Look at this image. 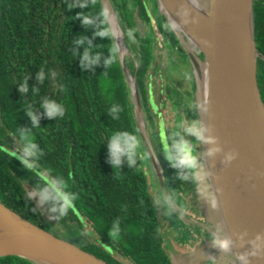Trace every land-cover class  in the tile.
<instances>
[{"label":"trees","instance_id":"obj_1","mask_svg":"<svg viewBox=\"0 0 264 264\" xmlns=\"http://www.w3.org/2000/svg\"><path fill=\"white\" fill-rule=\"evenodd\" d=\"M147 1L172 47L188 59L157 0H110L136 54L135 80L142 94L153 34L140 37L133 15L137 11L146 19ZM253 15L256 47L264 55V0H253ZM85 17L91 23L85 24ZM105 30L108 35H100ZM80 38L84 42L76 44ZM86 49L99 60L85 61ZM125 61L133 71V62ZM257 79L264 102L262 59ZM25 81L27 90L21 92ZM46 101L57 107L52 116L42 106ZM29 109L36 121L27 115ZM29 143L36 146L31 154L25 151ZM143 149L100 0H0V201L50 231L27 187L41 199L47 191L42 201L58 223L81 238L83 232L94 237L77 244L85 251L110 264L120 263L109 249L132 264H170ZM52 185L69 198L65 214V200L57 198ZM0 264L34 263L4 256Z\"/></svg>","mask_w":264,"mask_h":264},{"label":"water","instance_id":"obj_2","mask_svg":"<svg viewBox=\"0 0 264 264\" xmlns=\"http://www.w3.org/2000/svg\"><path fill=\"white\" fill-rule=\"evenodd\" d=\"M100 3L130 90L140 139L163 195L188 225L204 229L192 253L168 247L170 264H223L228 258L232 264H264V102L257 79L258 59L264 55L256 47L253 0H157L192 69L200 138L197 185L207 217L203 222L179 212L168 197L136 85L138 62L131 55L134 70L127 66L126 53L132 52L117 14L110 0ZM4 256L34 264H110L0 201Z\"/></svg>","mask_w":264,"mask_h":264},{"label":"flooded vegetation","instance_id":"obj_3","mask_svg":"<svg viewBox=\"0 0 264 264\" xmlns=\"http://www.w3.org/2000/svg\"><path fill=\"white\" fill-rule=\"evenodd\" d=\"M134 22L135 29L140 37H144L149 33H152V59L151 62L143 74L144 91L139 96L141 106L144 114L147 134L153 151L162 167L163 178L165 181V187L168 197L173 201L179 212L191 217L196 221H207L205 211L200 201L198 185H197V172L199 163V151H200V138H199V126L196 107H189L190 101H194L193 92L187 96L190 97L189 102L182 101V93L169 81L162 83L158 87H155L152 80L151 69L153 67L156 71H161L160 67L154 64L156 59V51L164 50L169 55V62L173 63V55L178 57L183 64H189L177 47H172L168 35H165V29L163 30L159 26V22L156 19L150 1H147V14L146 19H141L138 12L135 11ZM141 23V26L138 24ZM128 29V35L131 39H135L133 32ZM131 53L125 56V59L132 61L131 55H136L134 50L129 49ZM162 77V76H159ZM169 98L172 101L174 108H181L182 105L185 110L177 115H174L173 123L167 129L163 126L161 121L160 109L164 106L165 99ZM142 143V141H141ZM144 148V145L142 143ZM146 158L143 156V169L147 177L148 190L150 192L152 202L155 208V201L158 195L160 199L167 205L168 212L171 214V224L174 222H181L179 215L172 209L168 201L165 199L163 192L160 188V184L156 177V174L150 164L149 158L146 154L145 148L143 149ZM170 185L172 189L170 188ZM158 194V195H157ZM157 197V198H159ZM156 216L157 212H156ZM186 223V222H185ZM187 224V223H186ZM167 225V221L165 223ZM192 233L189 237L188 243H181L175 240H171L172 248L179 246H189L193 250L197 244L201 241V236L204 234V229L200 226L190 225ZM163 234V229L161 228ZM164 240V238H163ZM165 243V242H164ZM168 243V242H167ZM166 247V246H165ZM169 244H167L168 252Z\"/></svg>","mask_w":264,"mask_h":264},{"label":"rangeland","instance_id":"obj_4","mask_svg":"<svg viewBox=\"0 0 264 264\" xmlns=\"http://www.w3.org/2000/svg\"><path fill=\"white\" fill-rule=\"evenodd\" d=\"M136 15V13H135ZM129 51V50H128ZM128 53H126L127 55ZM173 63L169 62V55L164 50H158L156 51V59L154 61V64L159 66L161 71H156L155 66L153 69H151L152 72V80L155 85V87H158L159 85H162V83H165L166 81H169L172 83L175 87H178L182 95V101L183 102H189L190 97L187 95L191 92H193L194 101H190L189 107L193 108V106L196 107V99L194 94V80H193V74L191 66L187 64H183V62L178 59L175 54L173 55ZM162 76V77H159ZM165 103L164 106L161 107V121L163 122V126L167 129L170 125L173 123L174 115L176 116L177 113L185 110V107L182 105L181 108H174L172 105V101L169 98H164ZM198 117V116H197ZM27 187L28 193L32 200L34 201L35 205L39 209V211L42 214V217L45 221V226L47 229H49L51 232L57 234V236L64 238L65 240L72 241L75 244H80V240L84 239L83 243H86L87 241L94 242L95 239L92 235H89L85 232H83L82 238L77 235L71 233L68 229H66L63 225L58 223L52 213L49 211V209L46 207V205L43 203L42 199L39 195H37L31 188ZM170 188L172 189L171 185ZM158 195V194H157ZM159 197V195L157 196ZM155 198L153 196V199L155 201V208L157 212V220L159 222L160 227L163 229V238L165 244L171 245V240H175L181 243H188L189 237L192 233L191 226L185 223L183 219H181V222L177 221L171 224V214L168 212L167 205L159 198ZM167 221V225H165ZM173 221V220H172ZM90 224H86V231L89 229ZM168 242V243H167ZM82 243V242H81ZM82 243V244H83ZM200 243V242H199ZM176 248H174L175 251L189 254L192 253L193 249L187 246H179L176 245ZM109 253L114 256V258L120 263V264H132V262L127 259L123 258L119 254L115 253L111 249H109ZM200 262L201 259L197 260ZM208 264H211L210 261ZM223 264H232V262L226 259L223 261Z\"/></svg>","mask_w":264,"mask_h":264},{"label":"clouds","instance_id":"obj_5","mask_svg":"<svg viewBox=\"0 0 264 264\" xmlns=\"http://www.w3.org/2000/svg\"><path fill=\"white\" fill-rule=\"evenodd\" d=\"M72 7H74V5H72ZM84 23L85 24H87V23H91V20H89L88 18H84ZM100 35H108V32H107V30H105V32H103V33H100ZM84 39L85 38H80V39H78L77 41H75V43L76 44H82L83 42H84ZM91 48V46L89 45V49ZM83 59L85 60V61H87V60H92L93 62H97L98 60H99V55H96V56H89V50L88 49H86L85 50V53H84V57H83ZM113 59H114V57H113ZM113 62V60H108L107 61V64H111ZM42 73L40 74V78H42ZM27 90V81H25V84H24V86L23 87H21V89H20V91L21 92H24V91H26ZM42 106L44 107V108H46L47 109V112H48V115L49 116H52L53 114H55L56 113V111H57V107H54L51 103H49V102H45L44 104H42ZM27 115L28 116H30L31 118H32V120L33 121H36L37 120V117L35 116V115H33V113H32V111H31V109H29V111L27 112ZM35 145H33V144H31V143H29L28 144V146H27V148H26V153H28V154H31L32 152H33V150L35 149ZM118 162V161H117ZM29 167H30V165H29ZM52 188H53V190H56L55 189V185H52ZM57 191V198L58 199H64L65 200V207L63 208V209H61V212H62V214H65L66 213V210H67V208L68 207H70L71 205H70V203L68 202L69 201V198L67 197V196H62L60 193H59V191L58 190H56ZM41 197H42V200H45V199H48V193H47V191H45L44 193H42L41 194Z\"/></svg>","mask_w":264,"mask_h":264},{"label":"bare ground","instance_id":"obj_6","mask_svg":"<svg viewBox=\"0 0 264 264\" xmlns=\"http://www.w3.org/2000/svg\"><path fill=\"white\" fill-rule=\"evenodd\" d=\"M110 18L112 20V24H113V28H114V31H115V34H116V37H117V40L119 42V44L121 45L122 47V50H125V48L123 47V42H122V36H121V33L116 25V22L112 16V14L110 13Z\"/></svg>","mask_w":264,"mask_h":264},{"label":"crops","instance_id":"obj_7","mask_svg":"<svg viewBox=\"0 0 264 264\" xmlns=\"http://www.w3.org/2000/svg\"><path fill=\"white\" fill-rule=\"evenodd\" d=\"M198 244H199V243H198ZM198 244H197V245H198ZM165 245H166V244H165ZM166 247H167V245H166Z\"/></svg>","mask_w":264,"mask_h":264}]
</instances>
